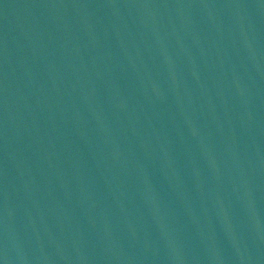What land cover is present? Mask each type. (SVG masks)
<instances>
[{"label":"water","instance_id":"water-1","mask_svg":"<svg viewBox=\"0 0 264 264\" xmlns=\"http://www.w3.org/2000/svg\"><path fill=\"white\" fill-rule=\"evenodd\" d=\"M0 264H264V0H0Z\"/></svg>","mask_w":264,"mask_h":264}]
</instances>
